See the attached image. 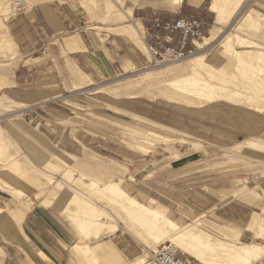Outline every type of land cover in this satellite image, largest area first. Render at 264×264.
I'll return each mask as SVG.
<instances>
[{
  "label": "rangeland",
  "instance_id": "obj_1",
  "mask_svg": "<svg viewBox=\"0 0 264 264\" xmlns=\"http://www.w3.org/2000/svg\"><path fill=\"white\" fill-rule=\"evenodd\" d=\"M4 1L8 10L0 14V127L6 134L5 140L17 147L15 158L20 163L3 161L6 154L16 148L13 146L12 149V145L6 141L8 151L4 147L2 151L7 152H0V183L9 184L19 192L0 189L3 203L12 202L11 206L19 205L28 209L33 197L39 194L41 205L59 215L70 229L73 244L76 245L85 242L80 240L85 235L70 220V215L76 221L85 216L80 213L75 215L76 204L70 198L73 193H78L92 201L103 222L108 224V233L89 242L95 256L74 249L77 260L68 249V264H121V261L124 263L136 259H143L147 263L153 250L162 245H171L167 240L155 244L148 238L149 235L146 236L148 230L140 227L136 220L128 218L122 207L119 204L116 206L117 203H113L108 195L91 189L87 181L77 179L75 173L66 175L65 168L57 164V159L50 158L52 154L69 167L88 165L91 170L86 171L87 178L98 186L109 181L119 183L127 195L141 204L162 207L164 215L180 228L196 224L203 235L224 242L234 241L240 230V243L264 245L263 240L257 241L252 231H243L254 211H259L264 205V162L258 154L250 155V150L240 149V143L246 140L264 143V112L257 111L254 104L246 103L244 99L235 106L226 102L190 105L162 98L154 99L155 91L131 87L138 81L137 75L155 67L144 57L146 54L143 49L132 43L126 30L137 29L143 42V19L153 15L171 19L193 16L206 23L205 37H209V30L217 29L213 24L214 15L208 11L211 0H204L198 8H192L183 0L176 10L170 9L165 0H119L117 3L112 0H94V4L90 0H22L15 2H19L20 11L15 9L13 0ZM129 9L131 15L128 14ZM253 11L264 15V0H244L237 15L235 13L233 18L225 21L221 35L229 32L237 34L259 45L260 49L253 47L250 51L264 52V19H257L260 21H257L258 24L242 20L244 15L253 14ZM56 12H60V18L70 28L50 37L49 43L34 42L36 48L32 57L38 59H26L21 48H17L14 34L27 31L28 19L40 16L41 13L56 31V25H59ZM228 13L229 9L227 17ZM109 36L125 38L135 52L136 61L125 60L124 56H129V53H123L121 58L110 59L114 62L110 70H107L108 75L92 79L86 66L89 61L92 62L88 53H101L102 50L112 48L107 43ZM70 38L75 41L72 50L65 46ZM221 38L212 41L202 51L198 49L196 54L206 52L210 66L222 68L223 74L228 76L235 75L233 82L238 81V85L249 88L243 90L248 91L244 92L246 95L260 96L258 94L264 89V64L253 58L248 59L253 65L250 73L254 78H241L231 57L225 53L224 57L221 55L223 49L218 44ZM9 40L14 46L6 44ZM83 41L85 71L77 63L74 65L66 60L68 53L75 51ZM236 45L234 42L237 51L247 50L246 47ZM243 55L247 56V53ZM186 60L166 65L185 67ZM255 63H258L257 66ZM13 64L16 66L13 75L6 79L1 69ZM27 69L32 71L31 76L27 75ZM78 72H81L83 82L81 86L73 87V83L78 82ZM165 76L171 78L175 75ZM164 87L155 86L156 90ZM39 93L44 96L37 98ZM57 95L58 98L52 100ZM166 96L176 98L169 94ZM114 108L135 114L138 118ZM137 131L157 133L163 139L144 138ZM200 133L206 138L195 135ZM216 135L221 137L222 144L217 145L209 140ZM29 165L30 168H37L50 175L53 178L49 183L51 185L46 178L32 172ZM24 170L29 171V174H24ZM151 201L154 203L151 204ZM222 208L232 209L228 218ZM94 233L91 229L88 236H94ZM106 242L116 248L114 252L117 258H101L99 247ZM175 250L178 256L188 259L191 264H199L190 256ZM208 254L204 253L207 260L211 258ZM93 257L97 261L92 260ZM258 262L256 260L254 264Z\"/></svg>",
  "mask_w": 264,
  "mask_h": 264
},
{
  "label": "bare ground",
  "instance_id": "obj_2",
  "mask_svg": "<svg viewBox=\"0 0 264 264\" xmlns=\"http://www.w3.org/2000/svg\"><path fill=\"white\" fill-rule=\"evenodd\" d=\"M3 1L4 0H2L0 2V14H2L1 12H5L8 10L7 6H5L6 4L3 3ZM17 1H22V0H13L14 7L17 5V3H15ZM109 1H111V0H109ZM165 1L168 4L169 8L172 10L178 9L183 2V0H165ZM243 1L244 0H211L210 1L208 11L214 15V23L213 24L215 26H217V29L211 28L209 30V37L203 38L202 44H198V49L201 51L204 50L206 46H208V45H210V43H212V41H214L218 37L221 38L222 35H224L223 36L224 38L223 39L221 38L222 41L220 43H218V44H220V48L223 49L222 50L223 53H221V55L223 54L222 56L224 57V53H225L226 55H229L231 57L233 66L241 78H243V79L248 78L249 80H253V78H254L253 74L250 73L251 71H253V65L248 62V59L253 58L256 61H258V63L260 62L261 64H264V52L259 51V50L258 51H253V50L250 51L251 48H253V47L260 49L259 45L256 44L255 42L251 41V40H245L244 38L239 37L237 34L234 35V33L231 34L229 32L227 34L225 33V34L221 35L222 28L225 24V21L227 19L229 20V19L233 18V15L235 13L237 15V13H238L237 11L241 8ZM4 2H6V1H4ZM90 2L94 4V0H90ZM112 2L117 3V2H119V0H112ZM201 2H202V0H188L189 6H191L192 8L193 7H195V8L200 7L199 5L201 4ZM18 4H19V2H18ZM228 9L230 10V14L228 13L229 16L227 17V10ZM130 13H131V11L129 9L128 14H130ZM1 16L2 15H0V17ZM125 17H126V15H125ZM257 19H264V15L260 14L257 11H253V14H247L246 16L244 15L242 20L244 22L255 21V23H257V21H258ZM258 22H260V21H258ZM229 27H231V26H229ZM121 28H122V26H121ZM126 34L131 39L132 43L135 46H137L140 49H143V51L146 54L145 56L144 55L143 56L147 60H149L150 56L147 53V49L145 47L144 42L141 41V37H140V34L138 33L137 29L135 30V28L134 29L128 28L126 30ZM7 38H9L8 34H7ZM234 42L237 43L238 46L241 45L243 47H246L245 49H247V50H245V51L235 50L234 46H233ZM215 43H217V42H215ZM6 44L8 46H14V43L10 40ZM65 45L69 50L72 47V44L70 42H67V41L65 42ZM205 53L206 52L198 53V54L193 55L189 59L187 58V60L185 61V64H186L185 67L170 66L169 64L166 65V63H164V64H161L159 66H156L155 68L146 70L142 74H139L136 76V78H138V81L135 82V84H134L135 86H131V87L132 88L137 87V88H141L143 90L144 89H150V90L155 91L153 94L154 99L162 98V99H165L168 101H173V102L179 101L180 103L182 102V104L187 103L190 105L202 104V106H203L205 103L226 102L229 104H234V106H235V105L241 104V100L244 99V101L246 103H249L251 105L254 104V107H255V109H257V111H259V112L263 111L264 112V89L261 90L262 93L258 92L259 93L258 95H260V96H257V95L251 96V94L246 95L245 93H247L248 91L246 92L243 90H245L247 87L245 88V86H243L242 84H241L242 86L238 85L236 83L238 81L233 82L235 75L232 74V75L228 76L226 74H223V72L221 71L222 68L219 69V68H213L212 66H210V64L206 58L207 55ZM243 53H247V56L243 55ZM217 62H219V61H217ZM257 64H256V66H257ZM262 66H264V65H262ZM262 66L260 65V67H262ZM15 67H16L15 64L10 65L8 67L4 66V68L1 69L2 76L5 77L6 79L8 77L9 78L12 77ZM257 68L261 69V68H259V66ZM257 68H256V70H257ZM263 70H264V67H263ZM259 71H256V72H259ZM236 72H235V74H236ZM167 74H171V75L173 74L175 76L168 78L167 76H165ZM263 76H264V74H263ZM243 79H240V80H243ZM254 80H256V77ZM259 80H262V79H259ZM143 82H146V83L142 84ZM156 85H160V86L164 85L165 87L163 89H157L156 90V88H155ZM261 85H263V84H261ZM263 88H264V86H263ZM247 89H249V88H247ZM97 92H99V91H97ZM163 93L166 95L167 94H169L171 96L173 95L176 98L174 99L171 97H167L166 95H163ZM255 93H257V92H255ZM114 110L128 114V115L132 116L133 118H138V116L129 114L125 111H122V110H119L116 108H114ZM151 124H153V123H151ZM155 126H157V125H155ZM3 131L4 130L2 129V127H0V152L1 153L5 152L8 149L7 146L5 147V144H6V141H7V143L9 142L8 140H5L6 134L4 135ZM138 132H140L139 136L142 135V137L144 136V138L145 137H151V138H155V139H163V137L157 133L137 131V134H138ZM240 144H242L240 149H247V150L255 151V152H263L264 151V143H261V142L255 141V140H246ZM6 145H8V144H6ZM13 146L16 147L15 145H12L10 147H13ZM4 147L6 148V150L2 151V149ZM14 147L12 149H14ZM9 150H11V149H9ZM17 154H18V150L16 147L12 152H8L6 154V157L3 161H5V162L8 161V163L10 162L12 164H15L16 162L20 163V162L16 161L15 157ZM56 162L61 167L65 168V171H66L65 174L66 175L67 174L70 175V174L75 173L74 174V175H76L75 177L78 176L77 179L86 180L87 184H89L91 186V189L93 188L94 190H98L99 192L108 195L113 203L114 202L117 203L116 206H118V204H119L122 207L123 212L126 213V216H128V218H130L131 220L132 219L136 220L137 223H139L140 227L142 226L148 230L147 232L149 234L147 233L146 236L149 235L148 238L152 239V241L155 242V244L156 243L158 244L161 241L163 242V240H164V242H165V240H167L168 242L171 243V246L174 248V250L177 249V250L181 251L182 253L190 256L192 259H194V261H196L199 264H228V263L229 264H254V262H256V260L260 261L261 259H263V258L259 259V257L261 255L264 256V245H262L260 243H257V244H242V243H240L239 237H240V234H242V231H240V230L237 231V233H238V234H236L237 236L235 238L233 237L234 241L224 242V241H219V240H212V238L209 235H206V234L203 235V233L200 232V230L198 229V226L196 224L194 226L188 225L185 228L184 227L183 228L178 227V225L174 221L170 220L169 218H167V216L164 215V211L162 210V207H158V206H156V204H155V206L141 204L140 202H138L133 197L127 195L122 190L119 183L109 181V182L104 183L101 186H98L97 183H95L92 180H89L87 178V175L77 171L76 169H73L69 166H66L59 159H57ZM28 168L32 172L37 174V176H38V174H40L41 176L46 178V180L48 181V184L52 182L53 178H51L50 175H47V174L39 171L37 168H33V167L30 168V165ZM27 170H26V172H25V170L23 172L26 175L29 174V171H27ZM49 185H51V184H49ZM89 185H88V187H90ZM0 189L12 191V192H19L16 189L11 188L10 185L6 184V183L5 184L0 183ZM73 194L74 195L72 198H70V200L72 201V203L76 204L75 205L76 206V209H75L76 214L75 215H77V213H80V214L85 216V217H83V219L80 217L76 221L75 219H72L73 215L72 214L70 215L71 216L70 220H73L75 226L79 227L80 231L85 235L84 239H80V240H83L85 242H83L82 244H76L75 246H73V248L77 249V250L80 249L81 252L84 253L85 255L89 254V256H90L93 253L92 255L95 256L96 254L94 253V251L91 250V248L89 246V242H91L93 240H98L101 236L106 235L108 233V232H106L107 231L106 228H107L108 224L103 222L101 215L99 214V212H97V208H96L97 206L93 205L91 203L92 201L91 202L88 201L86 199L87 197L85 198L84 195H82V194H78V193H73ZM245 194H247V193H245ZM38 196H39V194H37L36 197H38ZM70 200H69V202H71ZM150 203L153 204L154 201H151ZM263 207H264V205H263ZM263 207L259 211H254V213L250 219L249 224L243 229V231H252L253 234L256 236L257 241H262V240L264 241V214H263L264 210H263ZM99 211H101V210H99ZM261 211H263V213ZM0 212H1V209H0ZM76 222L79 223V226H78V224L76 225ZM79 228H76V229H79ZM91 229L94 230V232H96V234L94 233V236L93 235L88 236V235H90ZM132 229H133V227H132ZM80 231L78 230V232H80ZM145 232H146V230H145ZM233 234H235V233H233ZM82 237H83V235H82ZM225 238H227V236H225ZM109 244H111V243L107 244V242H106V243H103L99 247V249H100L99 254H100L101 258L106 259V260H111V259H114L116 257L115 252H114V250L116 248L114 247L115 248L114 249L113 246L109 245ZM204 253H209L211 258L208 260L205 259ZM96 257H93L92 260L97 261ZM213 258L214 259L215 258L216 259H223L224 261H218L216 259L214 260ZM88 259H86V260H88ZM97 259H98V257H97ZM92 260H91V262H94ZM119 260H121V259H119ZM143 261H144L143 259H136V260L128 261V262L123 261L124 263H122V261H121V264H147ZM0 264H1V262H0Z\"/></svg>",
  "mask_w": 264,
  "mask_h": 264
},
{
  "label": "crops",
  "instance_id": "obj_3",
  "mask_svg": "<svg viewBox=\"0 0 264 264\" xmlns=\"http://www.w3.org/2000/svg\"><path fill=\"white\" fill-rule=\"evenodd\" d=\"M203 1L204 0H202L201 4L203 3ZM186 2L188 4L187 0ZM201 4L199 6H201ZM56 13L58 14L57 19L59 22V25H56V31H54L53 27L49 24V22L45 19L44 15L41 13L40 16H35L33 19H28L27 31L22 32L18 35L14 34L13 37L17 48H21L26 59L31 61L38 59L32 57V54L35 52L36 48L33 45L34 42L39 41L43 43H49L50 37H55L56 33L62 34L63 30H65L67 27L70 28V25L66 24L63 19L60 18V12ZM21 36H24L25 38L23 39L21 38ZM67 42H70L72 44V47L70 49L72 50L75 47V41L71 40L70 38V40H67ZM107 43L112 48L102 50L101 53H97V51L88 53L91 56L92 62L89 61L88 65L86 66L88 67L87 69L89 70V75L92 79H99L103 75H108L107 70H110L114 62L110 59L117 57L121 58L120 55L123 53H129V56H124L125 60H129L130 62L136 61L135 52L130 47L128 41L125 38H113L109 36ZM109 50L113 51V53H110ZM102 57L103 61L101 60ZM66 60L67 62H72L74 65L77 63V65L84 68L85 71V41L78 44L77 49H75V51L69 52L66 57ZM23 66L25 65H22V67ZM26 73L29 76L33 74L30 69H27ZM67 75L69 74L67 73ZM77 81V83H73V87L82 85L81 82L83 81L81 78V72L77 73ZM40 96H44V94H37V98H39ZM56 98H58V95L52 98V100ZM129 114L132 113L129 112ZM11 117L13 118V116ZM195 135L201 137L202 139L206 138V136H204L202 133ZM231 136H233V133H231ZM220 139L221 137H219L218 135H216L214 139L209 138L211 142L217 145L222 144ZM249 154L256 156L258 154V157L262 159V163L264 162V151H250ZM63 155L73 157V155H70L68 153H63ZM53 157L57 158L56 156L51 154L50 158L52 159ZM70 167L76 169L77 171L83 174L85 171V175H87L86 171L89 172V170H91L88 165H85V167L81 165ZM36 196L37 195L33 197V201H31V206L28 209H23L19 205L18 207L17 205L11 206L12 202H9L8 204L3 203L0 198L1 264H68L70 254L68 249H70L72 256L75 259L79 260L73 252V246H75V244H73L72 233L68 226L60 219L59 215L54 210L41 205L42 200H39V196ZM223 211L224 215H226V218H228V213H231L232 209L226 208L223 209ZM251 217L252 216H250V219ZM241 222H243V220H241Z\"/></svg>",
  "mask_w": 264,
  "mask_h": 264
},
{
  "label": "built area",
  "instance_id": "obj_4",
  "mask_svg": "<svg viewBox=\"0 0 264 264\" xmlns=\"http://www.w3.org/2000/svg\"><path fill=\"white\" fill-rule=\"evenodd\" d=\"M15 9L20 11V4ZM142 40L150 56L149 63L156 67L164 63L183 61L198 52V44L207 32L206 23L193 16L175 19L153 15L143 19ZM147 264H191L177 255L171 245H162L153 250ZM257 264H264V257Z\"/></svg>",
  "mask_w": 264,
  "mask_h": 264
}]
</instances>
